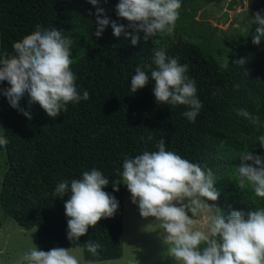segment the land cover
Returning <instances> with one entry per match:
<instances>
[{"label":"trees","instance_id":"16d2710c","mask_svg":"<svg viewBox=\"0 0 264 264\" xmlns=\"http://www.w3.org/2000/svg\"><path fill=\"white\" fill-rule=\"evenodd\" d=\"M118 2L98 0L97 6L105 9L110 21L131 32L128 21L116 14ZM197 7L196 0H181L179 19H190ZM95 13L96 6L88 0H0V54H14L13 42L34 31L36 25L56 27L72 40L70 68L77 77L78 92L83 95L88 91L90 96L69 103L67 111L53 119L38 103L29 105L25 94L19 108L30 112L29 119L0 93L2 135L8 140L2 146L6 165L0 181L2 216L24 229L35 227L38 250L80 247L84 262L117 259L122 253L123 195L127 189L121 176L123 160L156 151V141L161 138L166 150L212 170L219 192L212 202L223 215L264 208V197H257L246 180L241 186L236 170L240 164L236 154L246 147L254 149L259 144L257 138L264 135V126L252 124L235 111L246 109L264 124V78H257L254 68L255 52L264 54V38L259 45L252 43L256 25L251 24L246 35L240 36L242 42L225 68L207 46L210 28L206 23L196 21L205 28L202 40L166 44L160 34L145 41L141 32L133 45L130 36H114L110 24L101 36H95ZM160 49L188 65L187 75L195 80L203 104L195 122L183 116L189 110L185 105L157 104L151 80L142 89L130 91L136 67L150 66L143 69L150 75L155 68L154 54ZM241 58L245 63L236 65L234 61ZM8 86L6 81L0 82V88ZM93 168L109 179L103 190L115 196L118 209L113 217L101 218L72 242L67 239L64 210L70 193L63 197L53 193L61 180L70 183ZM113 182H119L118 191H113ZM88 240L102 245L98 256L87 251Z\"/></svg>","mask_w":264,"mask_h":264},{"label":"clouds","instance_id":"9594fccd","mask_svg":"<svg viewBox=\"0 0 264 264\" xmlns=\"http://www.w3.org/2000/svg\"><path fill=\"white\" fill-rule=\"evenodd\" d=\"M96 6V31L99 37L109 24L113 35L131 37L137 44L140 33L147 41L159 34L172 35L179 19L181 0H119L116 14L128 21L117 24L105 15V9L97 6L98 0H88ZM107 2V0H105ZM250 23L255 24L252 43L259 45L264 38V10L252 15ZM72 40L56 28L35 26V30L13 42L14 54H0V82L9 85L0 88L10 106L18 109L29 119V111L19 108L20 100L29 97V105L38 103L50 118H56L67 111L69 103H79L90 98L88 91L78 92L75 73L71 70L70 45ZM155 68L150 75L143 70L150 66H137L131 76L130 91L136 92L149 81L154 82L152 92L157 104L171 106L185 105L189 110L183 113L190 122L203 107L197 97L194 79L188 73V65L181 64L178 57H170L164 49L156 51L153 57ZM243 65L245 59L234 61ZM228 67V61L223 65ZM239 89L240 85H234ZM238 116L252 124L264 126L260 117L246 109H236ZM143 139V138H142ZM149 140L153 139L150 135ZM264 149V135L258 138ZM8 140L0 135V147ZM164 139H158L156 151H143L135 157H125L121 173L123 183L131 193V201L138 205L141 217H154L166 233L169 245L167 251L176 264H264V208L255 211L232 210L227 216L214 205L219 196L214 187L215 176L207 165L193 163L173 151L166 150ZM240 164L236 167L240 185L250 182L257 197H264V154L246 151L240 154ZM251 162V163H248ZM119 171V170H118ZM104 174L93 168L84 171L82 178L61 180L53 195L63 197L70 193L64 203L67 219V239L76 242L87 233L89 226L95 227L101 218L113 217L118 209V201L103 190L109 184ZM119 182H113V191H118ZM204 198L203 200L200 198ZM215 210V211H214ZM193 216L203 212L201 227L195 228ZM207 231H204V228ZM99 242L88 240L86 249L98 256ZM17 264H80L70 248L53 247L48 251L38 250L34 245L25 252ZM86 264H94L86 261Z\"/></svg>","mask_w":264,"mask_h":264},{"label":"rangeland","instance_id":"374dc122","mask_svg":"<svg viewBox=\"0 0 264 264\" xmlns=\"http://www.w3.org/2000/svg\"><path fill=\"white\" fill-rule=\"evenodd\" d=\"M227 1L196 0L198 7L192 17L178 19L173 34H160L161 38L166 44L181 43L185 40H202L204 37L201 33L205 31V28L199 23H206L208 24L207 28H210L209 37L206 39L208 45H206L213 50L214 57L221 64H225L241 44L240 36L246 35L252 24L250 23L252 15L257 11L264 10V0H243L242 9L235 2L227 12L225 20L221 17V13L225 10ZM255 56V76L262 79L264 78L263 51H256ZM2 126L0 120V135H2ZM246 151L264 154V149L259 144L255 145L254 149L246 147L244 152ZM241 153L243 152H238L236 157L239 158ZM5 166V153L1 147L0 181ZM218 170L216 169L214 172ZM206 202L214 205L212 201L206 200ZM189 213L193 216L191 211ZM203 216V212H198L192 217L197 221L194 229L201 227L200 221ZM203 230L207 231V228L205 227ZM165 235L160 223L154 217H141L138 205L132 203L131 193L126 189L123 195L121 256L112 260L95 261L94 264H176L174 258L168 254L169 245L165 240ZM35 237V227L24 229L12 219L3 217L0 211V264H17L21 256L35 245ZM70 249L80 264H86L82 259L80 247Z\"/></svg>","mask_w":264,"mask_h":264},{"label":"water","instance_id":"95a60500","mask_svg":"<svg viewBox=\"0 0 264 264\" xmlns=\"http://www.w3.org/2000/svg\"><path fill=\"white\" fill-rule=\"evenodd\" d=\"M235 2L238 3V6H239L240 9L243 8V0H228L226 5H225V10L222 11V13H221V17H223L225 20H226V17H227V12L230 10L232 5L235 4Z\"/></svg>","mask_w":264,"mask_h":264}]
</instances>
